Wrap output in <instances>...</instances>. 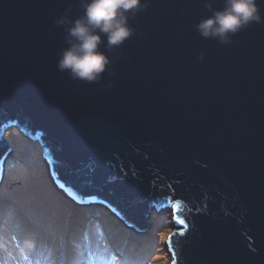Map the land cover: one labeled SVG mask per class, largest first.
Returning <instances> with one entry per match:
<instances>
[{
	"label": "water",
	"instance_id": "95a60500",
	"mask_svg": "<svg viewBox=\"0 0 264 264\" xmlns=\"http://www.w3.org/2000/svg\"><path fill=\"white\" fill-rule=\"evenodd\" d=\"M69 9L78 0H0V188L17 127L69 202L141 231L172 207V264H264V23L222 45L195 30L204 0H151L87 83L57 69Z\"/></svg>",
	"mask_w": 264,
	"mask_h": 264
},
{
	"label": "clouds",
	"instance_id": "9594fccd",
	"mask_svg": "<svg viewBox=\"0 0 264 264\" xmlns=\"http://www.w3.org/2000/svg\"><path fill=\"white\" fill-rule=\"evenodd\" d=\"M78 2L80 15H70L69 9L54 20V24L63 28L65 33V47L58 53L57 69L67 73L73 80L99 83L113 63L105 50L122 47L136 34L129 20L145 10L151 0H78ZM204 3L210 14L199 19L194 25L197 33L204 39H214L219 44L229 45L236 42L234 38L237 34L249 25L264 23L259 0H224L223 7L219 9L212 8V0H204ZM199 59L203 62V53ZM112 86L111 83L108 84V87ZM167 235V232H161L160 238L165 239ZM34 247L35 241L31 239L23 241L22 250ZM120 251H112L111 256L96 252L88 255L82 252L80 255L92 257L90 263L82 261L79 255H76L70 262L62 257L61 264H96L97 254L103 255L104 264H110L112 257H115L112 264H116L121 254L119 256L114 254H119ZM29 255L31 252L26 251V256ZM125 264L133 262L129 259Z\"/></svg>",
	"mask_w": 264,
	"mask_h": 264
},
{
	"label": "trees",
	"instance_id": "16d2710c",
	"mask_svg": "<svg viewBox=\"0 0 264 264\" xmlns=\"http://www.w3.org/2000/svg\"><path fill=\"white\" fill-rule=\"evenodd\" d=\"M43 176L44 181H46L47 176ZM16 179H21V181L9 183V188L6 184L5 189L2 186L0 190V201L3 205V210L1 209L2 212H0V260L7 254L6 252L1 254L3 249L9 248L14 252H23L22 244L18 242V238L21 240L29 238L35 241V244H39L43 240L48 241L45 247L42 246L34 252L44 251L45 254L54 255L55 258L60 255L68 262L74 256L79 255L82 261L90 263L92 257L86 254L89 255L96 252L110 255L111 251H119V248L122 247L125 239H127V248L122 251L117 264H125L129 259H131L133 264H137L135 261L137 262L143 251L152 253L157 247L156 242L149 240L148 236L147 238L143 237V239L138 234H129L127 236V231L115 226L113 220L100 208H95V211L93 207L71 206V203L58 196L52 187L54 194L58 198H62L67 203V206L61 213H57L50 208H42L39 215L37 212L39 207L35 202L32 206L26 208L21 197L16 195L17 192H21L25 182L22 176ZM14 196L16 199L12 201L11 199ZM90 213L96 215V218H92L91 221L87 218ZM36 220H40L43 227L42 232L38 236L35 233L38 228V225L34 224ZM92 225L101 230L96 227L93 228ZM32 226L33 229L29 230ZM4 238L8 239L5 243L1 241ZM10 240L13 242L12 247H10ZM82 252L86 254L80 255Z\"/></svg>",
	"mask_w": 264,
	"mask_h": 264
},
{
	"label": "rangeland",
	"instance_id": "374dc122",
	"mask_svg": "<svg viewBox=\"0 0 264 264\" xmlns=\"http://www.w3.org/2000/svg\"><path fill=\"white\" fill-rule=\"evenodd\" d=\"M19 131L20 130L17 129V127L9 128V130H7L4 135V139L5 141H7V144L9 145V148L13 153L12 155L8 154V156L5 158V162L3 165L5 172L3 176L2 186L5 189V186L7 184L9 188V183L14 181L20 182L21 179L19 180L16 178L22 176L25 181L22 186L23 189L20 193L17 192L16 195L21 197V200H23L26 208L32 206L35 202V204L39 207V209L37 210L39 215L41 214L40 212L42 208H50L57 213L63 212L67 206V203L62 198H58V194L55 192L57 194L55 195L52 190L53 187L50 181L51 179H49V171L45 163L43 162L42 147L40 145V142L28 138ZM42 175L47 176L46 181H44V176L42 177ZM14 199H16L15 196L11 200L14 201ZM71 206L81 207L74 203H71ZM2 207L3 205L0 201V212H2L3 210ZM88 207H93L94 209L100 208L102 211H105L106 215L113 220L115 226H119L123 230L127 231V236H129V234H138L142 237L141 239H143V237L147 238L148 236L149 240L156 242L157 247L154 249V251L152 253H149L150 251L148 253H145L143 251L140 258L137 259V262L135 261V263L138 264L139 261V264H172L171 257L166 245L167 238L170 236L173 230H177L174 228V224L172 221V218L174 216L172 207H166L159 211L152 209L150 211L148 219L146 220L148 227L147 229L142 231L138 229L133 230V228L125 226L123 222L107 208L99 205H92ZM87 218H89L88 220L91 221L92 218H96V215L94 213H90ZM34 224L38 225V228L35 232L38 236L43 230L42 223L40 220H36ZM1 227L3 228V226ZM94 227L96 226H93V228ZM30 229L32 230L33 226L29 228V230ZM98 229L101 230L100 228ZM161 232L168 233L165 239L160 238ZM24 240L26 239L21 240L18 238V242L22 245ZM127 241L128 240L125 239L124 244L119 248V251L121 250L120 253L114 254L115 256H119L122 253V250H125V248H127ZM46 242L48 241L43 240L41 243L35 244V247L32 249L23 250V252H15V255L11 258L9 257L8 259L4 258L0 260V264H48V262L50 264H61L62 257L60 255L58 256V258H55L54 255H47L44 253V251L34 252L42 246L45 247ZM26 251L31 252V255L26 256ZM112 253V251L111 253H109L110 256L112 255ZM96 259L98 261V264H104L105 258L102 254H97ZM114 259L115 257H112L110 264L115 261Z\"/></svg>",
	"mask_w": 264,
	"mask_h": 264
},
{
	"label": "bare ground",
	"instance_id": "6f19581e",
	"mask_svg": "<svg viewBox=\"0 0 264 264\" xmlns=\"http://www.w3.org/2000/svg\"><path fill=\"white\" fill-rule=\"evenodd\" d=\"M58 240H59V239H58ZM1 241H3V243H5V241H8V239H7V238H4V239H2ZM12 246H13V242H12V240H10V247H12ZM145 251H146V250H145ZM3 252H6V253H7L6 256L3 257V259H4V258L8 259L9 257L11 258L12 256L15 255V252L12 251V250H10L9 248L1 250V254H5V253H3ZM29 258H32V257H29Z\"/></svg>",
	"mask_w": 264,
	"mask_h": 264
},
{
	"label": "snow or ice",
	"instance_id": "6c2138e0",
	"mask_svg": "<svg viewBox=\"0 0 264 264\" xmlns=\"http://www.w3.org/2000/svg\"><path fill=\"white\" fill-rule=\"evenodd\" d=\"M179 223H180L181 225H183V224H184V221H183V220H180Z\"/></svg>",
	"mask_w": 264,
	"mask_h": 264
}]
</instances>
